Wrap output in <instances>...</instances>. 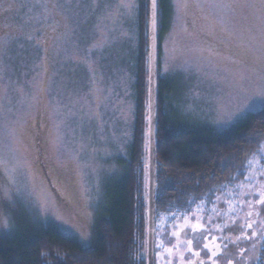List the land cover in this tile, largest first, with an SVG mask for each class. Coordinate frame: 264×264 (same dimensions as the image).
Returning a JSON list of instances; mask_svg holds the SVG:
<instances>
[{"label": "rangeland", "instance_id": "1", "mask_svg": "<svg viewBox=\"0 0 264 264\" xmlns=\"http://www.w3.org/2000/svg\"><path fill=\"white\" fill-rule=\"evenodd\" d=\"M102 1L114 4L93 14ZM128 2L131 10L123 7ZM222 2L233 6L220 7ZM244 2L189 0V7L177 12L174 0H168L159 77L171 90L163 96L171 119L222 134L264 109L259 95L264 26L257 10L243 7ZM136 5V0H0L2 233H13L16 214L23 212L87 241L132 141L135 60L129 54L131 46L136 48ZM258 153L243 180L231 183L242 197L249 193L247 172L264 166V143ZM5 167L19 169L14 185L6 184ZM206 202L159 213L158 231L174 232L188 219L210 230L213 219H221L230 206L218 212L215 200L212 206ZM206 212L213 217L206 218Z\"/></svg>", "mask_w": 264, "mask_h": 264}, {"label": "trees", "instance_id": "2", "mask_svg": "<svg viewBox=\"0 0 264 264\" xmlns=\"http://www.w3.org/2000/svg\"><path fill=\"white\" fill-rule=\"evenodd\" d=\"M136 1L132 42L136 50L131 46L129 54L135 60L132 141L121 161L120 177L105 192L106 202L101 211L97 210L87 241L18 212L13 233L0 231V264H145L148 0ZM102 3L94 7L93 14L114 1L111 5ZM168 4V0H158L156 221L159 213L168 214L183 209L188 202L212 198L218 188L242 177L264 143V110L246 115L222 134L165 114L163 96L171 90L165 82L162 87L159 55Z\"/></svg>", "mask_w": 264, "mask_h": 264}, {"label": "flooded vegetation", "instance_id": "3", "mask_svg": "<svg viewBox=\"0 0 264 264\" xmlns=\"http://www.w3.org/2000/svg\"><path fill=\"white\" fill-rule=\"evenodd\" d=\"M263 110H260V112ZM246 170H243L242 177L237 176L231 179L230 182L218 188L212 198L208 197L204 200L207 201L206 206H212L211 201L215 200L218 212L220 206L222 209H228L230 206L229 211L221 219L216 222H214L216 217L213 219L210 230L207 226H204L199 232L193 233L192 225L194 223L191 222V219H188L189 221L181 227L174 228V232H179V235L175 236L172 235L173 231L170 233H160L158 231V220L155 221L154 264H169V262L171 264H187L188 260H191L193 264H200L201 260L204 261V264H212V260L208 257H211L212 252H220L224 244H227V248L224 249V255L215 257L218 264H228L229 260L232 261V264H264V204L257 203L261 199V193H264V166L258 170L247 172L250 173L249 177H251L247 181L249 193L242 197L241 190L233 187L231 183H235L236 180H243ZM41 173H43L42 175L45 180H49L47 170L42 166ZM234 188H237V190H233ZM217 192L219 193L217 194ZM224 196L226 199L228 198V202H224ZM245 200L247 201L245 202ZM242 201L248 202V207H245L244 212L241 211ZM218 212L215 213L218 215ZM249 212L252 213L251 216L247 215ZM257 212L260 215H257ZM206 215H208L205 216L206 218H209V215L213 217L212 214L207 212ZM241 215L243 217L242 220ZM175 217L173 218V224L178 219ZM218 218L220 217L218 216ZM233 221H235V224H233ZM227 223L229 225L225 227ZM248 223H252V228L247 227ZM220 229H223V231ZM209 233L211 234L209 235ZM204 235H208L207 241L203 240ZM213 237L216 239H213ZM187 239L193 240L192 252L187 251ZM204 243L209 244L211 251L203 248ZM157 244L161 246L157 248ZM169 248L172 249L171 254L167 251ZM196 251L200 252L199 256L194 255ZM181 256L184 258L183 260H181Z\"/></svg>", "mask_w": 264, "mask_h": 264}, {"label": "water", "instance_id": "4", "mask_svg": "<svg viewBox=\"0 0 264 264\" xmlns=\"http://www.w3.org/2000/svg\"><path fill=\"white\" fill-rule=\"evenodd\" d=\"M150 0H148V21L150 19ZM147 22V31H148ZM154 40L147 38V52L151 50L154 54L151 67L152 80L149 82V67L147 70V147H146V202H145V264H154V242L156 221V126H157V104H158V15L157 27L154 30ZM149 44L152 45L149 48ZM151 105V107H149ZM151 117V124L149 123Z\"/></svg>", "mask_w": 264, "mask_h": 264}, {"label": "snow or ice", "instance_id": "5", "mask_svg": "<svg viewBox=\"0 0 264 264\" xmlns=\"http://www.w3.org/2000/svg\"><path fill=\"white\" fill-rule=\"evenodd\" d=\"M174 4H175V8H176L177 12H179L181 9H187L189 7V0H174ZM133 6L134 5L131 2L123 4V7H125L126 9H129V10H131L133 8ZM219 6L231 8L233 5L231 3H223L222 2ZM243 7L252 8V9L257 10V12H258L257 19L260 21L261 25L264 26V0H245ZM158 10H159L158 0H150V13H151V15H150V19L148 21L149 27H148V31H147V38L149 39V41L155 39V36L153 35V33L157 27ZM261 35L264 36V27H262V29H261ZM28 39H31V37H28ZM151 47H152V45L149 44V48H151ZM153 56H154L153 52L151 50H149L147 52V61H148V67H149V82L150 83L152 80L151 67H152V62H153ZM259 59L262 62V64H261L262 72L260 75V79L264 80V41H262L261 45H260V57H259ZM164 71L167 72L168 68L166 67L164 69ZM259 95L264 96V88L261 89ZM149 107H151V105H149ZM149 123L151 124V117L150 116H149ZM146 147H147V145H146ZM5 163L6 162L2 158H0V164H5ZM18 170L19 169L16 167H13L11 170H9L7 167L4 168L5 181H6V184L8 186L15 184V179L13 178V173L18 172ZM11 190L15 191L16 189H11ZM5 196L8 197L9 199H11V196L9 195L8 189L5 190ZM257 203L264 204V193H261V199L259 201H257ZM213 210L215 211V209H213ZM256 214L260 215L259 212H257ZM247 215L251 216L252 213L249 212V213H247ZM209 219H211V217H209ZM233 224H235V221H233ZM4 226L5 227L8 226L7 221H4ZM203 227H204V225L196 223V224L192 225V232L197 233ZM225 227H227V225ZM247 227L252 228V223H248ZM220 230L223 231V229H220ZM210 234L211 233H209V235ZM172 235L178 236L179 232H173ZM253 235H255V233H253ZM213 239H216V238L213 237ZM225 239H227V238L225 237ZM203 240L207 241L208 235H204ZM186 244H187V251L192 252L193 251V240L187 239ZM160 246H161L160 244H157L156 247L159 248ZM217 247H219V245H217ZM203 248L211 251L208 243H204ZM226 248H227V244H224V247H223V249L220 250V252H212L211 257H208L209 259L212 260V264H218V261H217V259H215V257L224 255V249H226ZM167 251L169 252V254H171L172 249L169 248V249H167ZM194 255L199 256L200 252L196 251V252H194ZM183 259L184 258L181 256V260H183ZM169 264H171V262H169ZM187 264H193V262L191 260H188ZM200 264H204V261L201 260ZM228 264H232V261L229 260Z\"/></svg>", "mask_w": 264, "mask_h": 264}]
</instances>
